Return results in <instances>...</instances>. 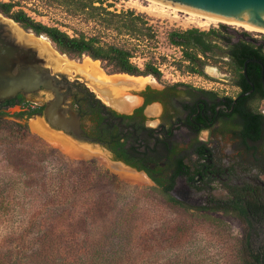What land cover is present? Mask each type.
<instances>
[{"label":"rangeland","instance_id":"1","mask_svg":"<svg viewBox=\"0 0 264 264\" xmlns=\"http://www.w3.org/2000/svg\"><path fill=\"white\" fill-rule=\"evenodd\" d=\"M0 1L12 2L14 10H24L37 22L70 36H98L103 43L137 47L135 63L143 67L153 59L164 66L161 79L150 76L151 82H180L222 96L239 92L233 68L212 60L205 67L206 76L192 73L182 48L168 38L175 30L209 31L222 24L192 22L184 13L163 12L143 0H93L110 12L142 15L157 33V41H139L105 29L86 11L60 0ZM228 27L229 32L213 40L221 49L240 33L264 40L261 31ZM85 57L68 58L81 64ZM79 80L85 84L84 78ZM150 85L156 86L143 80L141 86L126 87L118 99L136 97ZM68 137L44 117H1L0 264H240V246L251 233L244 219L197 209V201L172 204L142 173L113 164L101 150ZM251 241L255 247L264 245V226Z\"/></svg>","mask_w":264,"mask_h":264},{"label":"flooded vegetation","instance_id":"2","mask_svg":"<svg viewBox=\"0 0 264 264\" xmlns=\"http://www.w3.org/2000/svg\"><path fill=\"white\" fill-rule=\"evenodd\" d=\"M241 39L264 44V40L245 33L226 42V49L213 43L206 53L199 55L205 67L212 60H219L232 69L239 61L230 47ZM259 62L247 59V74L248 64L262 67ZM58 78L66 101L61 108L66 109L68 118L70 112L79 117L78 128L66 135L101 150L113 164L122 163L142 173L158 188L171 186L172 197L190 204L197 201V206H207L210 199L239 196L247 200L253 195L264 196L262 73L256 82L249 74L245 75L246 83L235 78L239 88L235 96H222L180 82L159 84L154 79L155 82L148 83L156 86H147L136 97L132 96L135 102L130 112L111 107L78 80ZM245 84L250 88H245ZM37 95L28 97L20 93L0 103V114L44 117L48 103ZM251 113L263 115L254 126Z\"/></svg>","mask_w":264,"mask_h":264},{"label":"trees","instance_id":"3","mask_svg":"<svg viewBox=\"0 0 264 264\" xmlns=\"http://www.w3.org/2000/svg\"><path fill=\"white\" fill-rule=\"evenodd\" d=\"M62 3L73 6L77 11H86L91 18L97 19L99 24L105 29L114 30L119 34H128L134 38L141 40L157 41V33L145 21L142 15L136 14L134 11L114 13L104 7L95 6L93 0H60ZM15 4L12 2L0 1V13L4 16L12 18L19 23L27 31H32L36 35H46L55 45L56 49L72 59L81 58L83 56L90 57L93 60L101 61L103 69L109 74H129L132 76H153L160 80L162 72L159 65L153 59L145 62L143 67L134 62L137 47L126 48L117 44L103 43L98 36L87 37L85 34L80 36H70L58 27L48 26L41 22H37L29 16L24 10H14ZM230 28L222 25L221 29H211L209 31H200L198 29H190L185 31H172L169 33V41L171 44L182 48L184 60L189 64L188 70L203 76L205 74V62L200 58V53H206L211 48L213 40L220 37L224 32H229ZM246 35H249L245 32ZM231 41V40H228ZM239 61L233 66L236 78L243 79L245 62L247 59L254 58L264 64V44L257 45L241 39L239 43L230 47ZM262 67L256 63L248 64V74L256 82L260 80ZM245 88H250V86ZM252 126L258 122L259 116L251 113ZM3 115L0 114V120ZM256 121V122H255ZM20 125V124H17ZM171 186L161 185L158 188L167 200L175 205L185 206L186 203L175 199L169 194ZM207 206H199L197 209L215 210L225 213H235L244 219L251 230L250 238L246 243H242L239 249L242 260L240 264H264V245L255 247L252 245L253 234L257 228L264 226V196L252 199L237 198L229 199H210ZM1 210V208H0Z\"/></svg>","mask_w":264,"mask_h":264},{"label":"water","instance_id":"4","mask_svg":"<svg viewBox=\"0 0 264 264\" xmlns=\"http://www.w3.org/2000/svg\"><path fill=\"white\" fill-rule=\"evenodd\" d=\"M143 1L222 25L260 29L264 33V0ZM26 33H31L37 38H47L53 44L46 35L38 36L32 31H27L12 18L0 13V103L20 93L28 97L38 94L37 96L45 98L48 103L44 115L47 123L65 134H70L78 128L79 117L74 112H70V118L67 117L66 109L61 108L66 102L65 96L60 92L62 87L57 84L58 77H67L68 73L56 68L54 56L49 48L28 41ZM53 47L59 54L67 57L60 53L54 44ZM259 63L262 65L264 83V65ZM245 75L248 77L247 65ZM79 78L76 76V80L80 81ZM85 84H88L87 79ZM115 164L134 170L122 163Z\"/></svg>","mask_w":264,"mask_h":264},{"label":"bare ground","instance_id":"5","mask_svg":"<svg viewBox=\"0 0 264 264\" xmlns=\"http://www.w3.org/2000/svg\"><path fill=\"white\" fill-rule=\"evenodd\" d=\"M157 7H159L158 9H160L163 12L173 11L174 13H181L160 6ZM188 16L189 17L187 18H189L192 22L205 20L191 15ZM205 21L207 22H205L204 25H211V23H215L209 20H205ZM245 29L249 31H261L260 29H254V28H245ZM26 39L30 42L32 41L49 48L52 55L54 56L53 61L55 62L56 68H58V70L71 74L72 76H77L80 78L87 79L88 86L92 90H94L105 103L114 105L123 110L125 109L130 110V108L134 105L135 100L133 97L118 99L120 96L119 93L121 91H124L126 87L136 88L138 86H141L143 80L151 82L153 79L150 76L141 77V76H130L127 74L109 75L103 69L100 61L98 60H93L90 57H85L86 59H84L83 63L79 64L76 61L71 60L66 56L59 54L53 47V44L47 38H37L31 33H26ZM44 125L47 127L45 123H43V126ZM37 130H39V128H37ZM62 139H66L68 142H70L66 137H63ZM63 146H65V148L68 149L67 145L64 144ZM73 149L75 150L77 148L71 147L70 150Z\"/></svg>","mask_w":264,"mask_h":264},{"label":"built area","instance_id":"6","mask_svg":"<svg viewBox=\"0 0 264 264\" xmlns=\"http://www.w3.org/2000/svg\"><path fill=\"white\" fill-rule=\"evenodd\" d=\"M209 27H210V26H209ZM208 29H210V28H208ZM213 29H217V28H213ZM210 30H211V29H210ZM163 67H164V66L159 65V69L161 70V72H164Z\"/></svg>","mask_w":264,"mask_h":264}]
</instances>
